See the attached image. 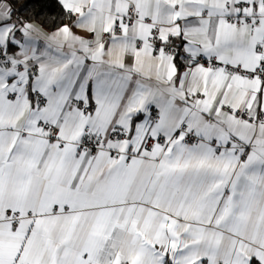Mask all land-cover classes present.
Masks as SVG:
<instances>
[{
  "label": "snow or ice",
  "instance_id": "snow-or-ice-1",
  "mask_svg": "<svg viewBox=\"0 0 264 264\" xmlns=\"http://www.w3.org/2000/svg\"><path fill=\"white\" fill-rule=\"evenodd\" d=\"M0 264H264V0H0Z\"/></svg>",
  "mask_w": 264,
  "mask_h": 264
},
{
  "label": "trees",
  "instance_id": "trees-1",
  "mask_svg": "<svg viewBox=\"0 0 264 264\" xmlns=\"http://www.w3.org/2000/svg\"><path fill=\"white\" fill-rule=\"evenodd\" d=\"M24 2H25V0H17V6H19V4H22Z\"/></svg>",
  "mask_w": 264,
  "mask_h": 264
}]
</instances>
